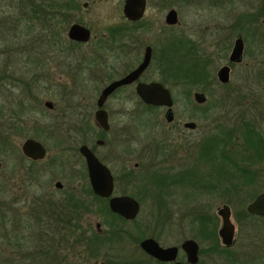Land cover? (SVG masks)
Instances as JSON below:
<instances>
[{
	"label": "rangeland",
	"instance_id": "1",
	"mask_svg": "<svg viewBox=\"0 0 264 264\" xmlns=\"http://www.w3.org/2000/svg\"><path fill=\"white\" fill-rule=\"evenodd\" d=\"M78 2L80 9L72 13L73 23L89 28L92 39L88 44H82L72 50H63L67 48L64 44L61 51L60 47L51 48L46 41H42L43 34L38 29L27 36L21 34L26 40L22 44L28 48L14 47L10 39L14 38L12 33L15 24L9 23H14L13 21L18 19L16 6L19 3L17 0H0V21L3 25L0 31L10 32L7 34L8 42L0 39V77H4V66L11 62V65L16 68V75L25 78V81L32 86L29 92L2 88L0 96L3 102L12 101L10 97L13 95L21 98L25 96V102L31 109L23 118L22 136L14 139L12 150L0 157V204L5 214L4 224L0 226L1 263L10 264L11 258L15 262L13 264L22 262L31 264L22 261L21 256L24 254L20 253L18 256L12 254L14 251H19L14 246L15 243L30 247L26 252H30L32 248L38 251L39 255H36L32 264H92L94 262V259L89 256L92 250L87 247L79 249L68 247L63 253H59L58 250V253L50 251L49 247L52 245L48 236L49 213L46 195L57 192L54 188L56 181L63 184V192L69 193L72 190L78 192L81 186V180L78 181L77 177L81 169L79 166L81 160L77 152V141L80 140L72 134L71 139L74 140V144L68 145V149V143L65 141L68 140L64 133L66 123L74 122L68 121V113L71 112L68 106L81 104L84 107H94L95 100L106 80L116 77L125 70L130 64V57L138 56L141 59L145 45L154 47L158 55L157 50L160 48V43H164L165 38L183 36L196 45L195 51L200 59L211 60L213 63L207 67L209 75L215 79L210 81L209 85L203 87L181 84L174 86L172 90L177 112L187 107L184 98L192 97L193 92H202L206 96L204 105L197 106L193 110L191 108L195 104H188V111H183L182 117L185 120H194L199 126L198 131L193 133L194 137L201 140L207 137L209 132L215 134L223 128L228 131L239 124L241 117L252 119L254 122L258 119L260 122L264 120L263 13L261 12L256 18L257 10L263 5L264 0H224V2L223 0H168L166 6L159 5L160 0H147L142 23L134 27H130L122 14L124 0H78ZM85 4L86 7H83ZM170 8L178 12V24L174 27H166L164 24V16ZM261 14L263 17L260 18ZM70 25L64 32L66 38ZM119 26L127 28L128 32L125 31L123 37L109 36V30ZM19 30L24 33L21 26ZM239 36L242 37L245 45L244 60L241 64L231 67L229 83L223 86L217 82L216 72L221 66L227 64L228 55L235 39ZM31 43H34L32 48L29 47ZM28 55L35 58L38 56L37 59L44 63V70L36 71V73L30 71L22 75L21 72H25L26 69L34 68L32 62L25 61ZM154 67L155 62L150 68V71H153L151 73L153 77L156 76H154ZM37 73L39 75L35 76ZM35 77L41 81L40 84L34 85L30 82ZM120 96L119 94L116 98ZM45 102H50L53 109H47L44 106ZM191 102L193 103V100ZM152 117L147 114L140 119L128 118L117 122L118 125L113 120L116 129L122 127L128 131L118 145L125 144V140L129 138L134 141L131 144L140 152L146 145L143 138L147 137L156 141L168 138L173 144L175 142L182 144L179 132L174 131L169 135L163 130L165 128L161 125L162 122L165 124L163 116H157L156 119ZM158 118L162 120L161 123ZM147 122H150L151 127L145 126ZM259 129H262L264 134V122H261ZM151 132L153 134L150 135ZM182 133L185 134L183 130ZM34 135L36 137H33ZM235 136L237 140L238 134ZM187 137L190 139L191 134ZM28 138L39 141L47 151L46 157L38 165L31 167L30 162L22 156L20 151L22 142ZM238 143L241 144L240 138ZM135 161H137V155ZM72 164L76 166L77 173H74L76 180L69 179V169L65 170ZM260 167L263 168V166ZM199 168L200 171H204L203 165H199ZM222 188L219 186L217 191L210 195L194 193L195 196L191 197L192 195H187L192 190L190 186L179 188L181 194L175 186L172 189L174 195L167 198L165 202L166 205L168 204L167 210H173L174 215L169 217L164 228H159L156 227L159 219L157 204L151 198H144L140 186L135 184L131 190L134 189L133 191L140 193L143 199L138 218V223L141 225L140 231L146 236H156L164 246L177 245L185 239L196 240L200 244V249L204 251L200 257V264H264L255 259L248 263L246 255L252 249L251 238L245 228H241V233H238L239 226L236 219L237 210L241 206L231 196L223 194ZM260 188L264 190V185ZM254 189L258 190L257 183ZM223 204L229 205L231 209V219L236 228L235 244L229 251L223 252L221 251L223 247L218 240L219 250L211 253L212 243L207 239L211 237L216 240L217 235L214 237L210 233L212 228L210 215L217 217L216 211ZM40 209L45 213H41ZM197 215L206 216L204 224L207 228L204 231L198 222H193V218ZM88 219L93 227L99 222V218L95 215H91ZM1 220L3 221L2 218ZM219 226L220 219L217 217V229ZM262 229L264 230V226ZM4 235L7 236V244H5ZM213 243L216 244L215 241ZM131 249L134 250L133 244L131 246L130 242L126 241L117 244L114 250L112 246L104 245L96 249L97 260L105 261L119 253L126 256L130 254ZM239 257L241 259H238Z\"/></svg>",
	"mask_w": 264,
	"mask_h": 264
},
{
	"label": "flooded vegetation",
	"instance_id": "2",
	"mask_svg": "<svg viewBox=\"0 0 264 264\" xmlns=\"http://www.w3.org/2000/svg\"><path fill=\"white\" fill-rule=\"evenodd\" d=\"M167 3L168 0H160L159 5L166 6ZM263 7L264 3L257 10L258 13H256V18L262 12ZM146 8L147 0H145L144 15L146 12ZM172 10H174L176 13L177 22L174 25H168L166 23V16ZM144 15L141 19L137 21H126H128L130 27H134L142 23ZM261 17H263L262 14L260 15V18ZM164 24L166 27H174L178 24V12L174 8H170L166 12L164 16ZM88 30L91 33V30L89 28ZM177 38L179 37L174 36L165 38L166 40L164 39V43H160V48L157 50L159 52L158 55H156L157 52L154 47L147 44L143 49L141 59H139L138 56L130 57L129 66H127V68L123 70L120 74H118L116 77L108 78L103 84L95 100L94 107L90 108L88 106H85V108L81 104L68 106L71 110V112L68 113V121L74 122L66 123L64 133L66 135V139L68 140L65 141H67L68 143V149V145L72 146L74 144V140L71 139L72 134H75L77 138H79L78 140H80L77 141V152L81 160L79 164V166H81V169L78 172L77 177L79 179L78 181L81 180V186L78 189V192L72 190L68 193L63 192V184L60 181H56L54 183V188L57 192L48 193L46 195L49 213L48 236L51 239L50 242L52 245L49 248L52 253L57 252V250L59 253H63L68 247L77 249L87 247L89 249L95 248V250L89 255L90 258L94 259V262L92 264H176L177 262L188 264L186 262V255L183 252L181 246L185 241L192 240L198 246V259L195 264H200V257L204 253V251L200 249V244L196 240L185 239L177 245L164 246L156 236H146L145 233L143 234L140 231L141 225L138 223V218L141 212V203L143 199H141L140 193L133 191L134 189L131 190L135 184H138L140 186L141 193L144 195V198H151L157 204L158 207H156V210L159 219L158 222H156V227L159 228H164V224L168 221L169 217L174 215L173 210H167L168 204L166 205L165 202L167 198H170L174 195L172 189L175 186L178 187V190L179 188H184L186 185L190 186L192 190L190 193H187V195L190 194L192 195L191 197L200 194L210 195L211 193L217 191L219 186L223 187V194H228L225 191V188L228 184L226 172L229 171V167L227 165V162L229 160L230 148V136L228 135L229 130L227 131L223 128L215 134L210 133L208 130L207 132H209V134L207 133V137L202 138L201 140H199L198 137H194L195 135L193 133L197 132L199 129L198 124L194 120H185V118H183L182 116L184 115V110L186 112L188 111V104H195L191 108L194 110L195 107L204 105L206 103L205 101L204 103L199 104L195 100L194 94L202 92H193L192 97L184 98V103L187 107H185L184 110L181 109V112H177L176 110V102L175 98L172 95V90L174 86H178L181 84H178L174 81H167V73H171V70H174L173 67H176V65L181 64L180 54H178L176 49H174L176 47L175 41L177 40ZM91 39L92 33L90 40L87 43H79L80 46L82 44H88ZM237 39H242V37L239 36L235 39V41ZM190 43L193 45V47L196 46L192 41ZM233 46L228 55L227 64L221 66L216 72V79L218 83L219 81L217 74L220 69H222L223 67H228L230 77L231 67L234 65L241 64L244 60L245 45L243 41L244 48L241 61L239 63L230 62L229 57L231 55ZM147 48H150V61L146 69L142 71V73L135 81L131 82L128 85L120 86L111 94H109L105 98L102 106L99 107L97 105V101L100 98L102 90L108 85H110L112 82L117 81L135 71L138 66L143 62L144 54ZM154 62V76L156 75L155 77H153V75L151 74L153 71H150V68L152 67V65H154ZM210 64H213L211 63V60H207L206 69L210 66ZM44 67L45 66L42 65V67L37 68L36 71H43ZM36 75L39 74L37 73ZM139 84H157L163 87L164 89L168 90L172 101L171 107L168 108L166 106H157L145 103L136 93V87ZM119 94L121 95L120 98H116ZM191 99L193 100V103L191 102ZM116 105H118V107ZM51 109H53V106H51L49 110ZM99 111H102L105 115L108 126L107 129L102 128L96 122L95 116L96 113ZM147 114L152 115V119H156L157 116H163L165 124H163L162 120L158 118L159 122H162L161 125H164L165 127L163 128V130H165L169 135L174 131L179 132V134L181 135L180 142L182 144H177V142L173 144L172 141L168 138H162L159 141H156L151 140L150 137L148 138L146 136V139L143 138V140L146 142V145L143 146L140 152H138L135 149L134 145L131 144L134 141H132V139L130 140L129 138L125 140V144L118 145L120 139L124 137V135L127 134L128 131H125L122 127L116 129L115 125L113 124V120L115 124L118 125L119 123L117 122H120L122 120H127L128 118L134 119L136 117L140 119L143 118V115ZM64 116H66V114H64ZM239 121L241 123H249L250 121H252V119H246L244 117H241ZM261 122H264V120H262ZM261 122L259 121V119L258 121H255L254 129L256 131V134L260 137L261 141H264V134L262 133V129H259V125L261 126ZM149 123L150 122H147L145 126H148ZM182 130L185 132V134L182 133ZM151 134L153 133L151 132L150 135ZM190 134L191 137L190 139H188L187 136H189ZM215 137L222 138V142L216 146H214ZM83 146H85L94 155L97 161L107 169L112 178V191L108 197H102L100 195H97L92 190L89 181L86 161L84 156L80 152V148ZM111 146L113 147L110 148ZM136 155L137 161H135ZM27 160L30 163H39L43 159L40 161H31L29 159ZM199 165H203L202 170L204 171H200ZM260 166H263L264 168V156H261V154L256 164V168L258 170V178L256 182L258 190L254 199L264 194L263 188H260L264 185V169ZM75 167L76 166L72 164L65 168V170L69 169V179L76 180V176L74 175V173H77ZM155 175L160 178L159 184L154 181ZM57 183H59L60 186H57ZM179 193L181 194L180 190ZM194 193L195 195H193ZM122 197H128L137 204L138 210L135 217L131 219H126L110 210L109 201L112 198ZM38 205H36V207H38ZM224 206H227L230 210V221L234 226L236 233L235 225L233 224L231 219L232 213L230 206L227 204H223L220 208ZM220 208H218L216 211V215L220 219V226L216 230L217 238L216 240H213V238L211 237L207 239L208 242L212 243V246L210 247L211 253H214L215 249L219 250L218 240L220 241V244L223 247L221 250L223 252L229 251L235 244V233L233 237V243L230 246H225L221 241V238L219 236V230L221 228V218L217 213ZM40 210L41 213H45L42 209ZM91 215H95L99 218V222L95 223L94 227L88 219ZM212 216L214 215H210V217ZM250 216L256 217L260 220L264 219V216ZM4 238L5 244H7V236L4 235ZM148 239L154 240L158 244V246L163 249L169 247H176L178 251L175 261H159L156 258L147 254L141 248V243ZM124 241L130 242V245L132 246L133 244L134 246V250L131 249L130 254L124 256L122 253H119V255L115 254L105 261L97 260V250L101 246H112L114 250L117 244H120ZM213 241H215V245ZM10 245L12 246V243H10ZM14 246L18 248L19 251H14L12 252V254H14V256H18L20 253L24 254L21 257L23 258L22 261L26 263L32 264L35 261L36 255H39L38 251L34 250V248H32L30 252H26L27 250H29L30 247H24L17 243H15ZM22 249H24L25 251H23ZM8 259L9 257L7 258V261L9 262ZM238 259L241 258L239 257ZM143 260L144 263H142ZM13 263L15 262L12 261L10 258V264ZM20 264H23V262Z\"/></svg>",
	"mask_w": 264,
	"mask_h": 264
},
{
	"label": "trees",
	"instance_id": "3",
	"mask_svg": "<svg viewBox=\"0 0 264 264\" xmlns=\"http://www.w3.org/2000/svg\"><path fill=\"white\" fill-rule=\"evenodd\" d=\"M17 1L19 3V5L16 6L18 19L16 18L13 21L14 23H9L15 24L13 26L14 32L12 33L14 38L10 39L12 40L10 43H13L14 47L28 48V46L22 44L25 43L26 40H24V37L21 34L27 36L34 33L36 29L43 34L41 40L46 41L51 48L60 47V50L62 51L64 48L62 46L64 44L67 48L63 50H72L73 48L80 46L79 43L71 42L64 37L66 27L74 21L72 13L80 9L78 0ZM262 13L264 15V7ZM21 22H23L22 25ZM19 26L23 28L24 33L19 30ZM2 28V21H0V29ZM125 31L128 32V29L119 26L110 29L109 36L114 38L120 35L123 37ZM8 33L10 34V32L7 31L4 33L0 31V39H3L4 42H8ZM99 40L101 41V39ZM175 42L176 47L174 49L180 54L181 64L173 67L174 70H171V73H167V81H174L178 84H188L191 86L204 87L205 85H209L210 81H213L214 78L209 75L206 69L207 60L204 61L200 59V56L196 54L195 47H193L188 38L179 37ZM33 46L34 43H31L29 47L32 48ZM33 57L28 55V59L25 61L32 62L34 68L29 70L26 69L25 72H21L22 75L30 73V71L36 73V69L41 68L44 64L37 59L38 56L36 58ZM3 69L4 77H0V96L2 95V88L6 90L10 89L11 91L13 89H18L20 92L30 91L32 87L31 84L26 82L25 78L16 75V68L11 65V62L4 66ZM30 82L34 85H38L41 81L35 77ZM1 98L2 97H0V157L6 155L12 150L14 139L22 136L24 132L22 128V124H24L23 118L31 111L25 102V96L21 98L13 95L10 97L12 98V101L7 100V102H3ZM236 134H238V139H241V144L238 143V139L235 140ZM228 135L230 136L229 160L227 162L229 171L226 172L228 184L226 185L225 191L235 199L234 201H238L237 203L241 206V208L237 210L236 219L239 226L238 233H241V228H245L247 231L246 233H248V236L250 235L251 238L252 249L250 250V253H247L246 255L248 256V263L253 259L259 262H264V230L262 229L264 226V219L260 220L256 217L250 216L245 209V205L248 202H251L257 192L254 189L258 178L256 164L260 154L261 156H264V141H261L260 137L256 134L254 121H250L249 123L239 122V124L234 125L229 129ZM33 137H36V135ZM214 141V146H216L222 142V138L215 137ZM36 165H38L36 162L30 163V167ZM159 180L160 178L155 175L154 181L159 184ZM4 217L5 214H3L2 205L0 204V226H3L4 224ZM205 217V215H200L199 217L193 218V222H198L202 231L207 228L204 224L206 220ZM210 218L212 224L210 233L216 237L217 217L212 216ZM91 250V252H93L95 248H92ZM214 251H216V249ZM0 264L7 263L0 262Z\"/></svg>",
	"mask_w": 264,
	"mask_h": 264
},
{
	"label": "water",
	"instance_id": "4",
	"mask_svg": "<svg viewBox=\"0 0 264 264\" xmlns=\"http://www.w3.org/2000/svg\"><path fill=\"white\" fill-rule=\"evenodd\" d=\"M84 6H86V4ZM144 11L145 0H124L122 14L126 20L137 21L142 18V16L144 15ZM176 22V13L174 10H172L166 16V23L168 25H174L176 24ZM66 36L68 40L72 42L87 43L91 38V33L85 26L78 23H73L69 26ZM243 48L244 46L242 39H237L234 42V46L229 57L231 63H239L241 61ZM149 61L150 48H147L144 54L143 62L138 66V68L127 76L114 81L110 85L105 87L102 90L100 98L97 101V105L99 107L102 106L105 98L118 87L128 85L131 82L135 81L142 73V71L146 69ZM217 77L220 84H228V67H223L222 69H220ZM136 93L147 104L157 106L161 105L168 108H170L172 105L168 90L157 84H139L136 87ZM194 97L196 102H198L199 104H202L206 101V97L203 93H195ZM44 105L49 109L52 106L50 102H45ZM95 119L99 126L107 129V121L102 111L96 113ZM20 151L25 158L31 161H40L44 159L47 154L44 146L39 141L32 138H28L22 142ZM80 152L84 156L86 161L89 181L93 192L102 197H108L112 191V178L109 172L102 164L97 161L94 155L85 146L80 148ZM56 185L60 186L59 183H57ZM109 208L112 212L117 213L126 219L135 217L138 210L137 204L128 197L112 198L109 201ZM246 210L250 215L264 216V194L256 197L252 202H250L247 205ZM217 213L221 218V228L219 230V236L225 246H230L233 243V237L235 233L234 226L230 221V210L227 206H224L220 208ZM141 248L150 256L164 262L175 261L178 251L176 247L163 249L159 247L158 244L152 239L143 241L141 243ZM181 248L186 255V262L188 264H195L198 259L197 244L192 240H187L182 244ZM176 264L183 263L177 262Z\"/></svg>",
	"mask_w": 264,
	"mask_h": 264
}]
</instances>
